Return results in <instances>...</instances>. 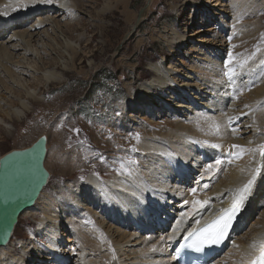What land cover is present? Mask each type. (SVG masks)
Listing matches in <instances>:
<instances>
[{
    "label": "bare ground",
    "instance_id": "1",
    "mask_svg": "<svg viewBox=\"0 0 264 264\" xmlns=\"http://www.w3.org/2000/svg\"><path fill=\"white\" fill-rule=\"evenodd\" d=\"M97 1L0 0V113L4 114L7 121L12 124L22 123L20 120L29 110L28 105L42 116L53 111L44 101H35L34 91L29 88L38 86L36 82L29 83L31 81L24 80L25 89L15 100L9 97L10 92L7 93V82H16L14 78L17 75L30 71L29 67L33 62L31 57L34 59L40 54L38 47L43 32L40 35L39 30L48 26L50 20L55 29L47 30H51L50 34L55 40L58 38L56 30L62 31L59 23L64 20L79 22L80 27H85L86 24L78 15L80 9L83 6L88 7L84 3L95 4ZM211 1L214 4L211 8L216 10L214 15L222 11L218 10L222 4L228 3L237 10H253L255 3V0ZM106 2L109 4L106 3L98 12V17L102 19L112 11L110 1ZM37 13L39 16L32 24L21 28ZM74 13L75 16H72ZM68 22H64V26H68ZM15 27L18 29L9 32V29ZM223 28L226 29L225 26ZM225 29H222L223 32ZM105 30L103 28L101 34ZM215 30L208 27L193 34H215ZM236 31H239L238 28ZM8 32L10 36H5ZM119 34H122V30L117 35ZM166 34V47L174 52L182 45L184 36L176 29H171ZM74 43L81 45L79 40L73 43L66 40L58 51L55 50L57 54L64 51L58 57L60 60L68 58L71 66L76 64L79 57ZM209 43L211 44L208 47H222L225 44L222 36L216 44H212L213 41ZM125 51H128V47H125ZM214 54L219 59V54ZM202 56L204 59L200 63L208 67L204 70V84V80L201 83L195 81L198 73H183L179 76L182 80L177 81L173 78L176 77L175 72H180L176 68L173 73L162 61L149 64L146 75L150 78L141 82L138 89H129L134 105L143 110L157 106L155 100L160 97H168L174 101L173 95L177 94L172 91L178 87L181 93L171 111L179 118L174 123L167 124L170 125V130L164 136L154 135L141 127L138 131L140 137L135 145L138 152L135 164L138 165L131 170V175L112 176L105 182L98 180V175H94L98 179L89 176L84 185H70V194L67 197H56L55 200L51 198L50 201L45 192L49 177L33 207L19 215L7 245L0 247V264H37L30 257L32 254L40 255L41 261L45 263L66 264L68 259L61 255L63 248L61 244H57L66 233L68 237L65 243H68V248H74V262L77 264H176L171 252L175 249L179 236L231 205L238 190L250 179L253 184L240 203L242 218L226 244L227 249L224 248L209 264H244L258 255L261 244H264V155L261 154V146H264V82L258 83L245 94L247 77L242 70L236 75L240 92L233 87L229 89L226 83L218 84L222 79L220 76L228 72L226 70L222 73L220 61L214 63L207 53ZM60 60L56 63L50 61L46 65L53 67L60 64L64 70L66 62ZM251 61L250 66L257 63V59ZM40 62L41 65L36 63L37 67L33 70L40 73V79L47 85L54 79V73L46 70L49 67L44 66L43 60ZM231 71L233 66L229 72ZM251 79L252 76L248 78L247 84ZM204 85L205 88H202ZM2 100H6L4 105ZM194 106H199L198 111L194 110ZM190 113L196 118L187 125V122L183 124L181 121ZM31 145L11 150L0 158L12 151L25 150ZM234 145L238 147H233ZM78 159L80 160V156ZM217 161L220 163L217 164ZM79 169L80 165L75 172ZM204 201L207 203H198ZM38 206L39 211L32 218L38 221V233L45 239L48 250L37 248L34 243L29 242L21 243L16 254H12L16 251L11 246L12 239L16 235L21 217ZM254 214L256 220L242 233L244 222ZM238 231L241 234L236 235Z\"/></svg>",
    "mask_w": 264,
    "mask_h": 264
},
{
    "label": "rangeland",
    "instance_id": "2",
    "mask_svg": "<svg viewBox=\"0 0 264 264\" xmlns=\"http://www.w3.org/2000/svg\"><path fill=\"white\" fill-rule=\"evenodd\" d=\"M106 1L108 0H98L95 4L84 3L88 7L83 6L84 11L80 9L78 15L86 26L82 28L79 22L69 23L64 20L59 23L62 31L56 30L58 38L55 40L50 34L51 30H47L55 29L50 20L48 26L39 30L40 35L43 32L38 47L40 54L34 59L31 57L33 62L30 64V71L17 75L14 78L16 82H7V93L10 92L9 97L14 100L23 93L24 80L31 81L29 83L36 82L38 86L28 87L30 91H34L35 101H44L53 110L42 116L28 105L29 110L20 120L22 123L15 124L7 121L4 114L0 113V156L14 149L26 148L39 136L46 134L48 151L44 164L50 173V181L45 192L49 201L51 198L55 200L56 197H67L70 194V185H84L89 176L98 175L99 179L94 177L105 182L112 176L131 175V170L138 165L135 164L138 153L135 145L138 143V131L141 127L154 135L164 136L170 130V125L167 124L174 123L179 118L171 111L181 93L177 86V91H172L177 94L173 95L174 101L168 97H160L158 100L154 99L156 108L143 110L134 105L130 90L138 89L141 82L150 78L146 75L149 64L162 61L166 68H171L170 71L173 72L176 68L180 71L175 72L176 77H173L177 81L182 80L179 76L183 73H198L195 81L201 83L204 80V84V70L208 67L200 61L204 59L202 54L207 53L214 63L220 61L222 73L228 71L224 73L225 77L224 74L220 76L222 79L218 84L226 83L229 89L233 87L240 92L236 75L242 70L247 77L245 94L258 83L264 82V0H255L253 10H237L228 3L222 4L218 8L222 11L215 14L218 16L214 15L216 10L211 8V0H109L112 11L102 19L98 17V12L108 3ZM37 16L38 13L33 14L21 28L32 24ZM66 21L68 26H64ZM208 27L216 29L215 34H193ZM103 28L106 30L101 34ZM221 28L226 31L223 32ZM236 28L238 32H235ZM16 29L18 27L9 29V32ZM171 29H176L184 36L182 45L174 52L166 47L165 42L166 32ZM121 30L122 34L118 36ZM9 32L5 36H10ZM221 36L224 46L208 47L211 44L209 41L216 44ZM66 40L72 43L77 40L81 42L80 46L74 43L79 57L73 66L67 61L68 58L63 56L64 59L60 60L58 57L64 51L61 50L58 54L55 52ZM125 47H128V51H125ZM214 53L219 54V59H216ZM254 59H257V63L250 66ZM41 60L46 67H49L46 65L48 62L56 63L60 60L66 62V68L63 70L60 64L47 68L46 70L53 71L55 80L44 85L40 73L33 70L37 67L36 63L41 65ZM232 66L233 71L229 72ZM251 76L253 80L247 84ZM154 93L157 94L156 91ZM237 99L238 96L235 100ZM5 101L2 100V105ZM198 108L199 106H194L195 111ZM195 118L190 113L181 122H187V125ZM79 165L80 169L75 172ZM39 208L40 206L21 217L16 235L12 239L11 246L16 249L12 254H16L21 243L29 242L34 243L37 248L48 250L45 239L38 233V221L32 218ZM245 216L244 213L243 220ZM253 216L245 222L242 221V233L256 220V215ZM241 232L238 231L236 235ZM67 237V233L63 234L61 241L57 243L63 248L61 255L68 259L66 264H77L74 262V248H68V243H65ZM34 255L30 257L37 264H51L42 262L40 255Z\"/></svg>",
    "mask_w": 264,
    "mask_h": 264
},
{
    "label": "water",
    "instance_id": "3",
    "mask_svg": "<svg viewBox=\"0 0 264 264\" xmlns=\"http://www.w3.org/2000/svg\"><path fill=\"white\" fill-rule=\"evenodd\" d=\"M46 142L42 135L29 148L0 158V247L7 245L19 215L33 207L47 185Z\"/></svg>",
    "mask_w": 264,
    "mask_h": 264
},
{
    "label": "snow or ice",
    "instance_id": "4",
    "mask_svg": "<svg viewBox=\"0 0 264 264\" xmlns=\"http://www.w3.org/2000/svg\"><path fill=\"white\" fill-rule=\"evenodd\" d=\"M233 147L238 146L234 145ZM261 154L264 155V146H261ZM219 163L220 161H217V164ZM252 184L253 180L250 179L247 184H245L238 190V195L233 200L232 208L230 210H227L225 215L221 216L218 220L207 225L206 227L190 234L191 236L195 237L193 245L191 246L195 247L196 251H201L205 244H216L223 238V236L226 234V230L229 227V223L234 213L239 210V205L240 203H242L243 199L245 198V194L250 190ZM192 191L195 192V189H193ZM198 203L203 204L207 203V201ZM261 249V260L264 261V244H261Z\"/></svg>",
    "mask_w": 264,
    "mask_h": 264
}]
</instances>
